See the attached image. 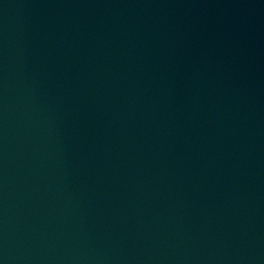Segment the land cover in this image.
Returning <instances> with one entry per match:
<instances>
[{
    "label": "water",
    "instance_id": "obj_1",
    "mask_svg": "<svg viewBox=\"0 0 264 264\" xmlns=\"http://www.w3.org/2000/svg\"><path fill=\"white\" fill-rule=\"evenodd\" d=\"M0 264H264V187Z\"/></svg>",
    "mask_w": 264,
    "mask_h": 264
}]
</instances>
